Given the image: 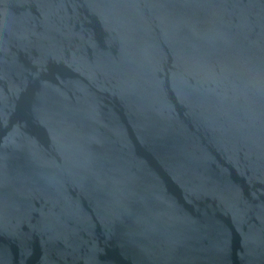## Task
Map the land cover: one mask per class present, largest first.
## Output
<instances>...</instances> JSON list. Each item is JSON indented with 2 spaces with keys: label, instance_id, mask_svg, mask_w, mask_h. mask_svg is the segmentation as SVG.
Returning <instances> with one entry per match:
<instances>
[{
  "label": "water",
  "instance_id": "water-1",
  "mask_svg": "<svg viewBox=\"0 0 264 264\" xmlns=\"http://www.w3.org/2000/svg\"><path fill=\"white\" fill-rule=\"evenodd\" d=\"M0 264H264V0H0Z\"/></svg>",
  "mask_w": 264,
  "mask_h": 264
}]
</instances>
